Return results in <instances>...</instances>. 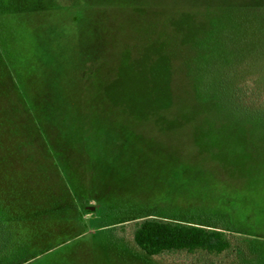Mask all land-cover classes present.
Wrapping results in <instances>:
<instances>
[{"label": "rangeland", "instance_id": "obj_1", "mask_svg": "<svg viewBox=\"0 0 264 264\" xmlns=\"http://www.w3.org/2000/svg\"><path fill=\"white\" fill-rule=\"evenodd\" d=\"M6 5L0 243L21 239L26 264H264V117L221 88L264 67V0ZM148 219L221 231L231 248L148 257L133 237Z\"/></svg>", "mask_w": 264, "mask_h": 264}, {"label": "trees", "instance_id": "obj_2", "mask_svg": "<svg viewBox=\"0 0 264 264\" xmlns=\"http://www.w3.org/2000/svg\"><path fill=\"white\" fill-rule=\"evenodd\" d=\"M7 1L0 0V16L3 18V12L7 8ZM33 1L35 2V0ZM1 22H3V25H1ZM9 32L8 20L0 18V50L1 46L8 41ZM254 67L256 69L254 72L251 71L249 77L258 76L257 78L246 80L243 83H234L235 85H229L227 90L225 83H222L221 88L227 93L229 97L227 99L228 104L233 106L234 110L249 111L257 106L259 109L251 111L252 115L260 113L259 116L262 115L264 117V67ZM261 124L264 125V120ZM133 237L136 247L148 257L178 252L189 254L202 252L208 255L221 256L231 248L230 241L221 231L199 226L161 222L155 219L141 222L135 230ZM20 241L21 239L11 238L6 243L5 241L0 243V264H7L9 262L26 264L28 260H21L15 254L22 250L21 246H16Z\"/></svg>", "mask_w": 264, "mask_h": 264}, {"label": "crops", "instance_id": "obj_3", "mask_svg": "<svg viewBox=\"0 0 264 264\" xmlns=\"http://www.w3.org/2000/svg\"><path fill=\"white\" fill-rule=\"evenodd\" d=\"M64 3H72L73 5H84L86 0H59ZM98 4L112 5L117 9L127 10H162V9H178V8H234L244 7L246 5H254L262 0H93ZM68 6L67 8H69ZM94 7V6H93ZM96 7V6H95Z\"/></svg>", "mask_w": 264, "mask_h": 264}]
</instances>
